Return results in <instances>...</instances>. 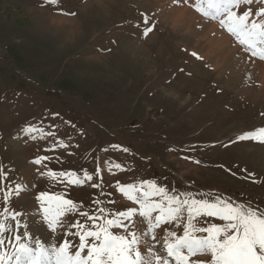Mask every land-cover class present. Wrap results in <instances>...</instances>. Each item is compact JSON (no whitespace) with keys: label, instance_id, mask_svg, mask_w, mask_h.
Instances as JSON below:
<instances>
[{"label":"rangeland","instance_id":"rangeland-1","mask_svg":"<svg viewBox=\"0 0 264 264\" xmlns=\"http://www.w3.org/2000/svg\"><path fill=\"white\" fill-rule=\"evenodd\" d=\"M194 4L0 0V169L7 174L0 211L20 213L18 232L31 238L22 242L78 243L65 228H48L41 193L71 199L85 212L96 209L95 200L111 211L138 208L117 182L151 181L182 198L264 208V144L236 140L264 127V60ZM145 17L154 28L147 37ZM39 157L47 159L34 163ZM49 172L81 179L88 172L93 180L77 186ZM62 219L66 226L86 218ZM209 223L223 222L200 218ZM166 231L182 235L183 223L162 225L156 241L145 237L157 254Z\"/></svg>","mask_w":264,"mask_h":264},{"label":"snow or ice","instance_id":"snow-or-ice-1","mask_svg":"<svg viewBox=\"0 0 264 264\" xmlns=\"http://www.w3.org/2000/svg\"><path fill=\"white\" fill-rule=\"evenodd\" d=\"M48 2L56 4L58 0ZM253 4L264 5V0H195L193 7L206 18L217 20L251 56L264 60V6L253 11ZM241 7L244 8L242 12L239 11ZM143 24L147 26L142 34L147 37L154 28L146 17ZM192 55L202 59L197 53ZM236 140L264 144V127L241 134ZM45 159L47 157H39L34 163L40 164ZM114 167L120 169L121 165ZM47 175L54 180L64 177L77 186L93 180L88 172L83 179L74 172H49ZM6 179L7 174L0 169V181ZM91 186L99 188L100 184ZM117 188L138 208L111 211L99 207L101 201L95 200L96 209L85 212L78 210L76 202L60 195L41 193L38 197L48 228L53 232L58 227L65 228L64 235L78 237V243L64 239L59 245L45 246L35 240L32 246L22 242L31 238L27 232L23 236L18 232L20 213L3 208L0 211V264H264V208L221 197L211 200L182 198L170 195L167 188L151 181L139 185L117 182ZM19 190V187L15 189ZM12 196L13 191H7L4 202L10 203ZM72 213L85 217V221L76 220L65 226L62 218ZM202 217L216 218L223 223L204 226L200 224ZM8 221L15 223L10 225ZM181 223L182 235L166 231L160 254L145 239L156 241V230L162 225L175 224L179 228ZM145 250L147 255L143 254ZM200 256L208 259H196Z\"/></svg>","mask_w":264,"mask_h":264},{"label":"bare ground","instance_id":"bare-ground-1","mask_svg":"<svg viewBox=\"0 0 264 264\" xmlns=\"http://www.w3.org/2000/svg\"><path fill=\"white\" fill-rule=\"evenodd\" d=\"M36 19H37V18H36ZM61 21H62V20H61ZM65 21H67V20H65ZM36 22H37V21H36ZM73 24H74V23H69V26H72V27H73ZM72 27H71V29H72ZM71 29H70L69 34H71L72 30H73V32H74L75 26H74V29H72V30H71ZM46 245H47V244H46Z\"/></svg>","mask_w":264,"mask_h":264}]
</instances>
